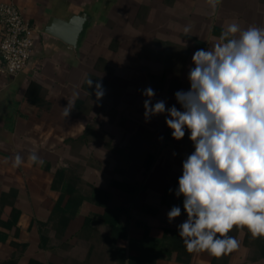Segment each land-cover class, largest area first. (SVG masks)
I'll list each match as a JSON object with an SVG mask.
<instances>
[{"label": "crops", "instance_id": "crops-1", "mask_svg": "<svg viewBox=\"0 0 264 264\" xmlns=\"http://www.w3.org/2000/svg\"><path fill=\"white\" fill-rule=\"evenodd\" d=\"M2 1L15 3L37 31L26 68L0 73V196L12 189L10 200L21 211L18 229L0 227V264H117L115 244L97 217L106 206L136 216L144 205L160 204L194 151L187 130L183 139L172 138L166 113L145 121L143 90H154L153 104L163 100L181 109L174 94L190 88L193 54L211 48L228 22L264 27V0ZM81 14L76 46L44 32L52 16ZM97 83L104 93L99 100ZM17 155L23 162L14 166ZM70 179L83 199L64 227L60 210L69 204L70 194L63 193ZM123 182L135 193L117 185ZM91 215L94 228L84 229ZM143 235L132 216L128 237ZM229 235L239 241L227 253L229 264H264V237L235 227ZM118 243L126 256L140 253L129 238ZM212 258L192 253L188 264ZM152 264L182 263L161 257Z\"/></svg>", "mask_w": 264, "mask_h": 264}, {"label": "clouds", "instance_id": "clouds-1", "mask_svg": "<svg viewBox=\"0 0 264 264\" xmlns=\"http://www.w3.org/2000/svg\"><path fill=\"white\" fill-rule=\"evenodd\" d=\"M192 63L189 90L174 94L182 110L163 100L153 104L155 92L148 87L144 118L166 113L177 141L190 133L194 151L182 162L175 190L187 215L179 237L189 253L222 257L239 247L229 235L234 227L264 237V27L228 22L211 48L193 54ZM103 94L97 83V100ZM22 162L17 155L14 166ZM180 215L179 206L167 213L169 222Z\"/></svg>", "mask_w": 264, "mask_h": 264}, {"label": "trees", "instance_id": "trees-1", "mask_svg": "<svg viewBox=\"0 0 264 264\" xmlns=\"http://www.w3.org/2000/svg\"><path fill=\"white\" fill-rule=\"evenodd\" d=\"M108 142L110 143V141ZM117 185L123 191H128L130 194L135 193L136 188L133 186L129 187L124 182L117 183ZM177 187L178 181L174 189L165 190L160 204L144 205L139 215L137 214L135 216L125 207L110 209L106 206L105 213L97 217L99 222L108 229L111 241L115 244L113 256L115 260H117V264H152L161 257H166L169 260L182 264L189 263L192 253L186 250L178 233V225L187 219V215L183 210V197H177L175 195ZM66 192L70 194L69 204L65 209L60 210L59 207H57V210L61 212L59 222L64 227L68 226L70 219L77 213V204L75 202L83 199V195L77 191V189H74V181L72 182L71 179L63 195ZM102 193H104V191L100 190L97 199L99 203L103 195ZM14 196L15 194L12 189L3 191L0 196V227L8 231H11L13 228H19L18 220L21 211L16 208L10 200V198ZM9 202L10 204L12 203L11 206L5 204ZM173 206H179L181 208V215L169 222L167 213ZM4 211L9 216L1 215ZM94 216L95 215L85 217L83 223L84 229L94 228L91 226V224H94L92 223ZM132 216L136 219V225L144 229V235L141 239L128 237V221ZM124 238H129L130 248L137 247L140 250L138 255H125L126 247L118 243L119 240ZM212 260L213 262L211 264H218V262L229 264L228 254L222 257L213 256ZM31 264L44 263L31 260Z\"/></svg>", "mask_w": 264, "mask_h": 264}, {"label": "built area", "instance_id": "built-area-1", "mask_svg": "<svg viewBox=\"0 0 264 264\" xmlns=\"http://www.w3.org/2000/svg\"><path fill=\"white\" fill-rule=\"evenodd\" d=\"M0 73L17 75L32 55L37 29L13 2H0Z\"/></svg>", "mask_w": 264, "mask_h": 264}, {"label": "water", "instance_id": "water-1", "mask_svg": "<svg viewBox=\"0 0 264 264\" xmlns=\"http://www.w3.org/2000/svg\"><path fill=\"white\" fill-rule=\"evenodd\" d=\"M85 17L84 14L74 15L68 19L52 16L44 27V32L59 37L66 43L76 46L78 38L84 28Z\"/></svg>", "mask_w": 264, "mask_h": 264}]
</instances>
